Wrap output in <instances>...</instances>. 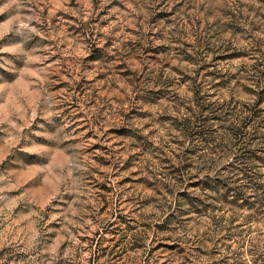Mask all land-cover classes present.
Segmentation results:
<instances>
[{
    "label": "rangeland",
    "instance_id": "1",
    "mask_svg": "<svg viewBox=\"0 0 264 264\" xmlns=\"http://www.w3.org/2000/svg\"><path fill=\"white\" fill-rule=\"evenodd\" d=\"M261 64L264 0H0V264H264Z\"/></svg>",
    "mask_w": 264,
    "mask_h": 264
},
{
    "label": "trees",
    "instance_id": "2",
    "mask_svg": "<svg viewBox=\"0 0 264 264\" xmlns=\"http://www.w3.org/2000/svg\"><path fill=\"white\" fill-rule=\"evenodd\" d=\"M261 66H262V70H256V69L255 70H256L257 73L264 75V70H263L264 69V64H261ZM245 140H244V142H242V146L240 147V151L244 152L246 154V156L245 157H240L239 160L242 161L241 163L244 164V166H246V168H245L246 172H244V175H246V179L247 180L250 179L249 180L250 186L247 187V188L253 189L255 191H258V192H261L262 194H264V182H262L261 177L257 176V174H254L253 172H251L252 169H253V164H252L253 160L252 159H254V157L249 155L251 152H248V148H246V146H245L246 145V141ZM246 149H247V151H246ZM254 161H257V160L254 159ZM249 168H251V169H249ZM249 173H250V175H249ZM254 195H257V194H254ZM241 199H243V198H241ZM253 249H254V251H252V254H254V256H257V254H259V253L256 252L255 248H253ZM234 253L237 255V257L239 255H241V253H236V252H234ZM224 255H226V254H224Z\"/></svg>",
    "mask_w": 264,
    "mask_h": 264
}]
</instances>
